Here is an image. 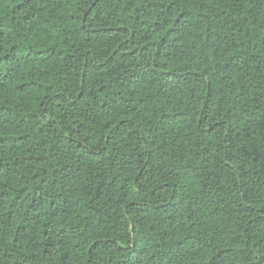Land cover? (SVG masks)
<instances>
[{
  "label": "trees",
  "instance_id": "16d2710c",
  "mask_svg": "<svg viewBox=\"0 0 264 264\" xmlns=\"http://www.w3.org/2000/svg\"><path fill=\"white\" fill-rule=\"evenodd\" d=\"M0 264H264V0H0Z\"/></svg>",
  "mask_w": 264,
  "mask_h": 264
}]
</instances>
